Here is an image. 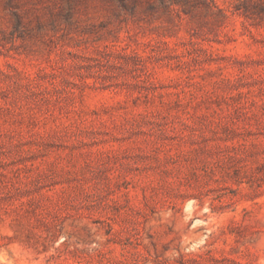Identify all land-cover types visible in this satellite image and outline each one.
I'll use <instances>...</instances> for the list:
<instances>
[{
	"label": "rangeland",
	"instance_id": "obj_1",
	"mask_svg": "<svg viewBox=\"0 0 264 264\" xmlns=\"http://www.w3.org/2000/svg\"><path fill=\"white\" fill-rule=\"evenodd\" d=\"M0 264H264V0H0Z\"/></svg>",
	"mask_w": 264,
	"mask_h": 264
}]
</instances>
